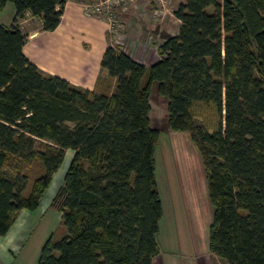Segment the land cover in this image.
I'll list each match as a JSON object with an SVG mask.
<instances>
[{
  "label": "trees",
  "instance_id": "1",
  "mask_svg": "<svg viewBox=\"0 0 264 264\" xmlns=\"http://www.w3.org/2000/svg\"><path fill=\"white\" fill-rule=\"evenodd\" d=\"M66 1L0 0L14 6L0 25V235L38 206L71 149L50 202L65 231L50 234L36 264H152L163 213L155 83L167 127L187 132L201 157L209 251L221 264H264V0H182L178 32L157 44V59L145 65L108 44L100 67L109 79L98 76L94 89L23 52L25 14L54 30Z\"/></svg>",
  "mask_w": 264,
  "mask_h": 264
},
{
  "label": "crops",
  "instance_id": "2",
  "mask_svg": "<svg viewBox=\"0 0 264 264\" xmlns=\"http://www.w3.org/2000/svg\"><path fill=\"white\" fill-rule=\"evenodd\" d=\"M82 1L67 0L65 2L60 23L54 30H42L40 21L31 16L29 12L25 14L19 24L21 29L28 34L23 45V52L30 61L44 72L56 74L78 87L94 89L97 85L98 76L104 71L100 67V60L105 47L108 45L106 35L109 25L106 18L102 17V15L97 14L96 16L85 11ZM181 1L166 0L163 6H158L159 8L153 10L157 17H147L132 12L131 15L129 14V27L134 31L144 30L155 34L158 36L156 38L159 40L158 43H160L166 36L174 35L178 32L179 19L174 16L173 10ZM10 3L7 2L3 9L0 10V25L8 26L11 23L14 15V6ZM123 7L125 6L122 5ZM29 18L31 22L26 23ZM133 42L135 44H132V48L136 44H140L144 47L141 52L152 51L153 47L147 46V43L142 44L135 38H133ZM132 48L131 51L127 49L121 50L143 63V57L135 55ZM138 50L140 51L141 49L138 48ZM66 153L71 156L72 150L66 149L64 154ZM189 175H186L185 180L184 175H182L181 180L184 182V186H191L194 183L192 181L195 179H191L194 178V174ZM197 177L198 180L201 179L199 174ZM52 181L53 179H51L49 188L46 189V191L49 189L48 191L50 192L47 194L46 191L44 192L38 206L34 210H19L8 231L0 235V264H20L21 261L27 260L30 264H36L37 254H39L42 244L51 233L44 240L39 238L34 242L33 254H29L25 248L28 243L30 246L34 231L45 220L47 211L52 208L50 207V202L58 189L55 188V185H51ZM198 183L202 185L200 180ZM61 184H58L57 187ZM200 187L202 193L206 192L207 195L206 188ZM184 196L187 214L194 235V252L190 255L187 254V257H181L182 262L179 264H221L220 260L208 249V228L211 217H209L207 205L201 203L198 192L189 191V188H187ZM202 200L205 201V198ZM160 251L153 258L152 264H178L171 259H167V261L163 259Z\"/></svg>",
  "mask_w": 264,
  "mask_h": 264
},
{
  "label": "rangeland",
  "instance_id": "3",
  "mask_svg": "<svg viewBox=\"0 0 264 264\" xmlns=\"http://www.w3.org/2000/svg\"><path fill=\"white\" fill-rule=\"evenodd\" d=\"M127 2L129 3L127 4ZM122 5L125 7L122 8ZM82 6L90 14L96 16L100 14L106 18L109 25L106 35L108 44H112L116 49L131 51L132 44H135L133 38H135L140 43H147V46L153 47L152 51L148 50L145 53L141 52L144 50V47L140 44H136L132 48L135 55L143 57L142 61L145 65H149L157 59L156 48L159 40L156 38L158 36L144 30L134 31L129 27V14L131 15L132 12L147 17H157V14L153 12L155 8H159L156 0H83ZM28 20L27 23H30V18ZM138 48L141 50L139 51ZM104 72L100 73L101 83L102 78L105 80L109 79ZM110 84L112 85V81ZM150 103L152 105L149 114L151 126L160 130L154 158L156 188L161 198L163 213L159 221V232L156 238L160 245L162 258L166 259V261L167 259H171L179 264L182 262L181 257H187L194 252V235L187 214L184 196L187 188H189V191L198 192L201 203L207 205L209 217H211L208 197L206 192L202 193L200 187L206 188L204 170L200 154L189 134L187 132L172 131L167 127L166 99L157 94L155 83L151 88ZM71 157L72 155L68 156L67 153L64 154L60 165L52 175L53 181L51 185H55L56 189L58 188L57 185L64 180ZM34 169L35 167L29 173L30 182L33 179ZM189 174H194V178H191L195 179L192 181L194 183L191 186H184V182L181 180L182 175H184L185 180L186 175L190 176ZM198 174L200 175L201 179L199 180L202 185L198 183ZM48 190L46 194L50 192ZM204 198L205 201L202 200ZM64 231L65 228L61 223L60 214L56 209L50 208L45 215V220L34 231L30 246L28 243L25 250H28L29 254H33L35 248L34 242L37 239L43 238L44 240L50 233L54 240L59 239ZM20 264H30V262L28 260L21 261Z\"/></svg>",
  "mask_w": 264,
  "mask_h": 264
},
{
  "label": "built area",
  "instance_id": "4",
  "mask_svg": "<svg viewBox=\"0 0 264 264\" xmlns=\"http://www.w3.org/2000/svg\"><path fill=\"white\" fill-rule=\"evenodd\" d=\"M159 6H163L166 2V0H156Z\"/></svg>",
  "mask_w": 264,
  "mask_h": 264
},
{
  "label": "bare ground",
  "instance_id": "5",
  "mask_svg": "<svg viewBox=\"0 0 264 264\" xmlns=\"http://www.w3.org/2000/svg\"><path fill=\"white\" fill-rule=\"evenodd\" d=\"M27 23V22H26Z\"/></svg>",
  "mask_w": 264,
  "mask_h": 264
}]
</instances>
